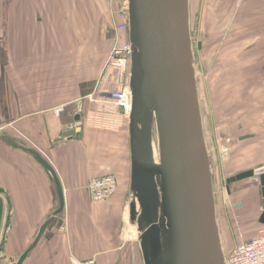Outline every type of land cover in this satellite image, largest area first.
Here are the masks:
<instances>
[{"label": "crops", "instance_id": "1", "mask_svg": "<svg viewBox=\"0 0 264 264\" xmlns=\"http://www.w3.org/2000/svg\"><path fill=\"white\" fill-rule=\"evenodd\" d=\"M122 1L117 0L110 11L101 0H0V128L18 143L41 152L57 172L65 197L64 213L47 228L24 264H69L73 257L95 259L98 264H143L137 243L127 239L133 238L128 114L119 107L109 112L106 104L112 103L104 93H96L98 78L82 83L77 79L76 95L61 97L55 105H37L30 91L33 70L43 78L44 70L62 69L64 54L79 53L81 46L86 48L88 43L89 47L101 33L104 43H112L115 24L124 21L117 4ZM57 108L63 111L57 114ZM230 143L225 155L233 160L231 169L247 168L244 158L253 153L242 150L250 147L249 141ZM105 175L118 178V191L109 201L93 204L87 186ZM228 180L222 191L216 190L227 256L239 243L255 238L263 226L257 178L230 184ZM57 208L55 186L42 166L0 140V264H15Z\"/></svg>", "mask_w": 264, "mask_h": 264}, {"label": "water", "instance_id": "2", "mask_svg": "<svg viewBox=\"0 0 264 264\" xmlns=\"http://www.w3.org/2000/svg\"><path fill=\"white\" fill-rule=\"evenodd\" d=\"M126 1L132 52L128 208L130 226L136 231L134 241L143 264H227L214 163L199 97L191 0ZM0 140L41 165L58 197V208L14 262L24 264L47 228L64 213V190L41 152L18 143L1 128ZM253 177L262 190L260 223L264 225V167L239 174L227 183Z\"/></svg>", "mask_w": 264, "mask_h": 264}, {"label": "rangeland", "instance_id": "3", "mask_svg": "<svg viewBox=\"0 0 264 264\" xmlns=\"http://www.w3.org/2000/svg\"><path fill=\"white\" fill-rule=\"evenodd\" d=\"M122 3H117L118 9L122 7ZM262 3L264 0L191 1V34L199 97L205 137L214 163L217 191L225 188L226 179H233L235 175L242 174L241 171L256 165H261L259 168L264 167ZM105 6L109 9L108 5ZM114 7L115 4L109 10L112 11ZM95 9L99 11L97 5ZM113 35L110 44L107 40L103 42L104 39L100 37H104V34L101 33L99 39L91 40L89 47L88 43L86 48L81 46L79 53L69 54V57L64 54V67L53 71L44 70V74L48 75L44 79L39 78V70H33L32 79L35 82L30 88L35 98L33 102L39 106L55 105L61 103V97L75 96L77 79L82 83L83 80L98 78V94L104 93L107 87L111 90L118 89L115 86L116 81L110 77V73L108 75L106 69L116 42L115 34ZM71 56L74 58L71 59ZM35 76L39 79L36 80ZM106 107L109 112L118 111L114 104L107 103ZM221 135H224L223 138ZM241 138H246L250 144L249 148L242 151L253 154L251 158H244L247 168L241 169V166L238 170L234 167V170L229 164L233 161L232 158L225 155L228 153L226 148L231 144L230 140L239 141ZM253 142L256 144L252 147ZM222 143L224 148L221 147ZM250 148L255 150H249ZM223 151L226 164L223 163ZM237 155L234 154L236 158ZM128 238L135 240L134 237Z\"/></svg>", "mask_w": 264, "mask_h": 264}, {"label": "built area", "instance_id": "4", "mask_svg": "<svg viewBox=\"0 0 264 264\" xmlns=\"http://www.w3.org/2000/svg\"><path fill=\"white\" fill-rule=\"evenodd\" d=\"M112 9L116 0H101ZM121 14L125 20L115 24V46L112 49L106 69L110 77L114 79L118 89H106L105 98L116 107L122 108L128 114L131 107V94L129 90V68L132 57L131 46L127 38L129 30L128 4L122 3ZM56 113H61L63 108H57ZM91 202L99 204L109 201L118 191L119 181L114 175H105L92 179L88 186ZM69 264H98L95 259L81 261L71 258ZM228 264H264V226L258 230L255 238L248 242L238 244L228 258Z\"/></svg>", "mask_w": 264, "mask_h": 264}, {"label": "bare ground", "instance_id": "5", "mask_svg": "<svg viewBox=\"0 0 264 264\" xmlns=\"http://www.w3.org/2000/svg\"><path fill=\"white\" fill-rule=\"evenodd\" d=\"M131 230H132V233H133V237H135L136 236V231H135V228H133V227H131Z\"/></svg>", "mask_w": 264, "mask_h": 264}]
</instances>
